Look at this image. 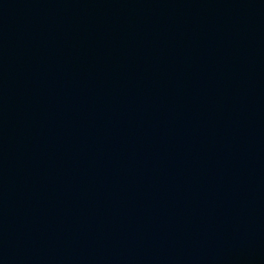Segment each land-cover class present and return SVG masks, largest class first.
Masks as SVG:
<instances>
[{"label":"water","instance_id":"1","mask_svg":"<svg viewBox=\"0 0 264 264\" xmlns=\"http://www.w3.org/2000/svg\"><path fill=\"white\" fill-rule=\"evenodd\" d=\"M0 264H264V0H0Z\"/></svg>","mask_w":264,"mask_h":264}]
</instances>
